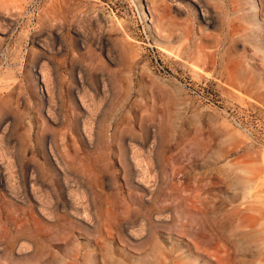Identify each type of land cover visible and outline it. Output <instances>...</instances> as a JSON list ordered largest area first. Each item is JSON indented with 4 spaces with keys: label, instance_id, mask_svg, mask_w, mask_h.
<instances>
[{
    "label": "rangeland",
    "instance_id": "374dc122",
    "mask_svg": "<svg viewBox=\"0 0 264 264\" xmlns=\"http://www.w3.org/2000/svg\"><path fill=\"white\" fill-rule=\"evenodd\" d=\"M0 264H264V0H0Z\"/></svg>",
    "mask_w": 264,
    "mask_h": 264
}]
</instances>
